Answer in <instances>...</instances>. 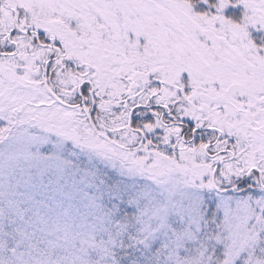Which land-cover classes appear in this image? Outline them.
<instances>
[{
    "label": "snow or ice",
    "instance_id": "1",
    "mask_svg": "<svg viewBox=\"0 0 264 264\" xmlns=\"http://www.w3.org/2000/svg\"><path fill=\"white\" fill-rule=\"evenodd\" d=\"M0 264H264V0H0Z\"/></svg>",
    "mask_w": 264,
    "mask_h": 264
}]
</instances>
